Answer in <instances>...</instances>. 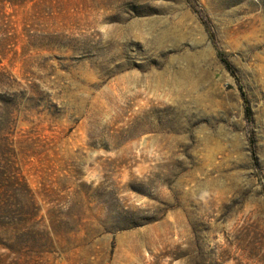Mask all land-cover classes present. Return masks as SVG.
I'll return each instance as SVG.
<instances>
[{
  "label": "rangeland",
  "instance_id": "1",
  "mask_svg": "<svg viewBox=\"0 0 264 264\" xmlns=\"http://www.w3.org/2000/svg\"><path fill=\"white\" fill-rule=\"evenodd\" d=\"M0 264H264V0H0Z\"/></svg>",
  "mask_w": 264,
  "mask_h": 264
},
{
  "label": "trees",
  "instance_id": "2",
  "mask_svg": "<svg viewBox=\"0 0 264 264\" xmlns=\"http://www.w3.org/2000/svg\"><path fill=\"white\" fill-rule=\"evenodd\" d=\"M218 55H219L220 60L225 64V66L228 69V71L236 78V80L238 82L239 90L241 92V96H242V98L244 100L246 115L249 116L250 113H251V108H250L249 100L247 98V95H246V93L244 91L243 86L241 85V83H240V81H239L234 69L232 68V66H231V64H230V62H229V60L227 58V56L224 53H222V52H219Z\"/></svg>",
  "mask_w": 264,
  "mask_h": 264
}]
</instances>
